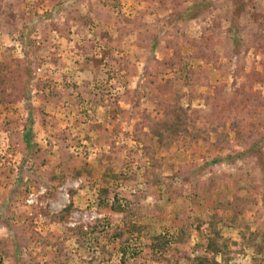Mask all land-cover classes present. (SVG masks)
<instances>
[{
    "label": "rangeland",
    "instance_id": "obj_1",
    "mask_svg": "<svg viewBox=\"0 0 264 264\" xmlns=\"http://www.w3.org/2000/svg\"><path fill=\"white\" fill-rule=\"evenodd\" d=\"M244 2L238 50L231 0H0L2 82L16 87L13 100L0 97V264H119L113 232L126 223L144 226L122 244L130 262L162 264L145 249L156 235L192 258L211 214L223 216L227 241L264 225V172L251 151L256 141L264 151V0ZM193 5L195 17H177ZM169 88L201 127L213 109L255 107L242 124L256 121L259 133L243 146L231 133L232 149L157 147L142 115H156ZM244 167L257 176V204L232 219L217 200L238 186L248 194L236 180ZM251 255L230 248L227 264Z\"/></svg>",
    "mask_w": 264,
    "mask_h": 264
},
{
    "label": "trees",
    "instance_id": "obj_2",
    "mask_svg": "<svg viewBox=\"0 0 264 264\" xmlns=\"http://www.w3.org/2000/svg\"><path fill=\"white\" fill-rule=\"evenodd\" d=\"M233 2L232 10V21L229 27L231 32V39L233 45L238 49L241 43L240 40H236V37L239 33L238 31V22L239 16L245 7L244 0H231ZM196 6L186 8L185 10L178 12L176 15L178 18H189L195 17L197 10ZM191 43L196 42L194 40L190 41ZM208 43L211 44L212 41L209 39ZM178 40L167 41V47L177 46ZM179 48V47H177ZM173 49L175 53H179L178 49ZM240 49V48H239ZM238 49V50H239ZM196 57H201L204 61H211V56L202 50L201 46H198L196 50ZM190 74L192 71L189 70ZM5 74L2 73L0 69V97L3 99L13 100L15 96L14 84L4 83ZM262 79L261 76L257 77ZM169 87V86H168ZM11 90V94L9 90ZM16 88V87H15ZM168 93L171 98L165 99L163 95ZM160 94L159 100L157 99V114L151 115L149 112H143V125L147 129V139L148 142H152L157 145V147H162L169 144H191L202 142L212 148L219 149H232L231 137L230 134H234L233 142L238 143L243 146L246 142L252 140L258 132L259 123L256 121L250 124L246 129L243 128V122L247 117H254L258 114L257 108L253 107L247 112L236 110L234 107L230 106L224 108L222 111H214L213 109L210 113L211 119L208 120L206 126L201 127L199 122L196 119V116L189 111V108L183 106L181 103L182 94L180 91L175 89H167L166 92ZM259 95V94H258ZM16 97V96H15ZM210 98L207 97V100ZM260 99V106L264 105L262 98ZM23 142L26 147L30 146L29 143V131L27 130L23 134ZM150 145H145L146 151L150 149ZM249 148H247L248 150ZM251 151H253L258 158L261 159L264 172V151L258 148V141L254 142L251 145ZM149 153V152H148ZM239 155V154H238ZM242 173L236 179L237 182L242 180L246 181V190L248 194L238 195L240 186L235 188L236 193L234 192L230 200L227 198L217 200V208L221 210L230 209L232 211V219L238 214H242L245 209L253 207L257 204V199L252 196L253 192L258 190V183L256 182V175L254 169L242 168ZM264 176V174H262ZM210 183L206 188L207 192L211 189ZM264 189V185H263ZM105 190H103L104 192ZM72 198V195H70ZM114 195L112 203L116 199ZM212 201V199H210ZM72 208V200H69V203L64 207L63 211H68ZM223 220V216H218L214 213L210 215L208 219V233L201 237L202 244H196L197 250L195 256L192 258L186 252H182L177 248H172L168 246V241L162 235H156L151 238L148 245L145 246L146 253H149L152 259L162 264H171V258L174 259V262H179L182 258H185L188 264H227L228 263V253L230 248L232 252H241L243 249H250L252 252L251 255V264H264V225H256L254 229L249 227L245 231L239 233L238 240H223L217 224ZM144 226L136 223H126L123 227H116L113 235L114 239L119 241L118 249L121 251L119 264H133L130 262V256L128 257L127 250L122 246L129 242L132 234H139ZM197 230H200L198 228ZM180 229V233H181ZM200 233H202L200 231ZM170 251V253L168 252ZM166 253H169L168 255Z\"/></svg>",
    "mask_w": 264,
    "mask_h": 264
}]
</instances>
